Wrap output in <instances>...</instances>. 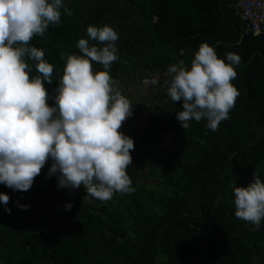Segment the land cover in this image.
Here are the masks:
<instances>
[{"label": "trees", "instance_id": "obj_1", "mask_svg": "<svg viewBox=\"0 0 264 264\" xmlns=\"http://www.w3.org/2000/svg\"><path fill=\"white\" fill-rule=\"evenodd\" d=\"M233 2L63 0L71 15L61 9L60 24L29 44L54 66L53 82L44 85L49 94L63 73L61 54L83 55L77 42L87 39L90 24H107L118 34V59L110 68L118 84L157 76L162 88L133 136L127 168L133 192L106 202L83 199V186L58 187L47 164L27 191L0 184L11 209L0 203V264H264V220L253 231L237 219L232 191L253 174L264 182V33H244ZM202 42L221 59L226 53L240 58L231 81L239 95L214 132L206 120L182 129L175 116L182 104L172 102L165 83L168 66L183 61L190 67ZM25 60L30 77L40 75L36 62ZM168 130L176 143L164 147Z\"/></svg>", "mask_w": 264, "mask_h": 264}, {"label": "clouds", "instance_id": "obj_2", "mask_svg": "<svg viewBox=\"0 0 264 264\" xmlns=\"http://www.w3.org/2000/svg\"><path fill=\"white\" fill-rule=\"evenodd\" d=\"M61 9L71 15L63 0H0V184L27 191L51 159L48 176H57L58 187L83 186V199L106 202L115 193L134 191L127 174L134 140L119 131L133 103L110 75L119 37L107 24L86 26L87 39L77 42L83 55L61 54L63 73L49 94L44 85L53 82L54 66L29 44L33 37H43L50 24H60ZM25 57L36 62L40 75L30 77ZM93 62L102 69L94 71ZM239 63L235 53L221 59L202 42L190 67L183 61L168 66L167 95L182 104L175 114L182 129L192 120H206L214 132L229 118L239 95L231 83ZM232 191L235 217L258 230L264 220V182L253 174L247 186L235 183ZM9 199L0 192V203L10 214Z\"/></svg>", "mask_w": 264, "mask_h": 264}, {"label": "rangeland", "instance_id": "obj_3", "mask_svg": "<svg viewBox=\"0 0 264 264\" xmlns=\"http://www.w3.org/2000/svg\"><path fill=\"white\" fill-rule=\"evenodd\" d=\"M127 79H128L127 81L122 82L120 84L121 87H119V90L121 91V93L124 96H126L130 100L131 103H133L132 108L133 107H135V108L132 109V112H134V113L138 112V115H136V121H138V124L139 123L140 124L138 125L137 123H135V124L130 126V122H131L130 117L131 116H129V119L127 118V120L124 121V123L126 125L124 127L122 125V127L119 129V131L121 132V130H123V128L126 129V131H123V134H125V135H127L133 139V136L136 133V131L142 129L144 124L141 125V123L145 120V117L148 114V111H152L155 108L153 96H154V94L160 93L162 86H160L158 82L153 83V80L157 81V76H155L152 80H144V81H137V80L132 79V78H127ZM170 132H173V131L168 130L164 134L165 137H163L162 143H161L162 146H164V147L174 145L176 143L175 136L173 135V133H170ZM168 133H170V134H168ZM51 163H52V161H51V159H49L46 164L48 166H50ZM139 180H141L142 182L152 184V185H158L159 184L158 181L154 180V179L153 180H147V179L141 177Z\"/></svg>", "mask_w": 264, "mask_h": 264}, {"label": "built area", "instance_id": "obj_4", "mask_svg": "<svg viewBox=\"0 0 264 264\" xmlns=\"http://www.w3.org/2000/svg\"><path fill=\"white\" fill-rule=\"evenodd\" d=\"M233 7L241 21L245 23L244 33L257 35L263 32L261 22L264 11L263 0H234Z\"/></svg>", "mask_w": 264, "mask_h": 264}, {"label": "crops", "instance_id": "obj_5", "mask_svg": "<svg viewBox=\"0 0 264 264\" xmlns=\"http://www.w3.org/2000/svg\"><path fill=\"white\" fill-rule=\"evenodd\" d=\"M144 81V80H143ZM118 87H121V85L120 84H118ZM133 108H135V107H133ZM132 108V109H133ZM136 115H138V112H132V114L130 115L131 117H130V119H131V122H130V126L131 125H133V124H135V123H137L138 124V121H136ZM128 119H129V117H128ZM127 120V119H126ZM143 121V120H142ZM145 121V120H144ZM144 121L141 123V125H143L144 124ZM140 124V123H139ZM138 124V125H139ZM123 127L126 125L124 122H123ZM129 130V129H128ZM136 130V129H135ZM123 131H126V129H124L123 128V130H121V132L123 133ZM132 132V131H131ZM134 132V131H133ZM133 134V133H132ZM130 152H131V150H130Z\"/></svg>", "mask_w": 264, "mask_h": 264}, {"label": "water", "instance_id": "obj_6", "mask_svg": "<svg viewBox=\"0 0 264 264\" xmlns=\"http://www.w3.org/2000/svg\"><path fill=\"white\" fill-rule=\"evenodd\" d=\"M263 2H264V0H263ZM261 22H262V24H263V32H264V11H263V14H262Z\"/></svg>", "mask_w": 264, "mask_h": 264}]
</instances>
